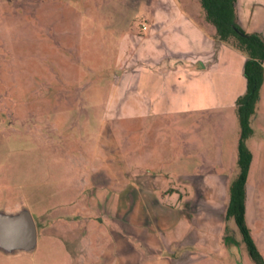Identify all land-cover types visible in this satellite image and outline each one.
<instances>
[{"label":"rangeland","instance_id":"374dc122","mask_svg":"<svg viewBox=\"0 0 264 264\" xmlns=\"http://www.w3.org/2000/svg\"><path fill=\"white\" fill-rule=\"evenodd\" d=\"M235 5L264 37V0ZM214 34L199 0H0V209L29 208L38 233L0 264H255L226 215L245 54ZM251 126L264 259V77Z\"/></svg>","mask_w":264,"mask_h":264},{"label":"trees","instance_id":"16d2710c","mask_svg":"<svg viewBox=\"0 0 264 264\" xmlns=\"http://www.w3.org/2000/svg\"><path fill=\"white\" fill-rule=\"evenodd\" d=\"M204 15L215 28L218 40H235V48L246 55L244 76L245 92L236 99V112L240 126V136L236 149L237 174L229 184L227 217H232L241 234L242 241L255 264H264V259L256 246L245 221L246 181L251 161V153L245 145L253 130L251 121L256 113L259 101V89L264 77V37L258 32L246 33L237 24L235 0H199ZM241 29V36L234 30Z\"/></svg>","mask_w":264,"mask_h":264},{"label":"water","instance_id":"95a60500","mask_svg":"<svg viewBox=\"0 0 264 264\" xmlns=\"http://www.w3.org/2000/svg\"><path fill=\"white\" fill-rule=\"evenodd\" d=\"M236 33H245L234 27ZM37 226L27 207L15 211L0 209V251L11 255L18 252H30L37 246Z\"/></svg>","mask_w":264,"mask_h":264},{"label":"crops","instance_id":"0c3cea01","mask_svg":"<svg viewBox=\"0 0 264 264\" xmlns=\"http://www.w3.org/2000/svg\"><path fill=\"white\" fill-rule=\"evenodd\" d=\"M200 2V1H199ZM201 5V4H200ZM202 8V7H201ZM235 9H236V5H235ZM202 11H203V9H202ZM203 13H204V11H203ZM236 14H237V10H236ZM145 30V29H144ZM249 33H251V32H249ZM213 35H211V37H212ZM214 37L216 38V36H215V34H214ZM213 38V37H212ZM211 38V39H212ZM217 39V38H216ZM223 44L226 46V48H230L231 49V45L228 43V42H224L223 41ZM198 57H200V56H198ZM207 57V56H206ZM205 58V57H204ZM245 60H246V56L244 55V60L242 59L241 60V66H240V68H241V70H243L244 69V62H245ZM229 64H230V61L227 59L226 61H222V66H227V69L225 70V72H224V74L223 75H227L228 77H227V80H226V83H228V87L230 86V84H231V78H229V77H231V72H229V70H228V67H229ZM218 66H219V64H218ZM196 67L200 70L199 71V75L198 74H193V73H195V71L194 70H191V74H193V76L191 75V74H189V75H191L193 78V81H195V79L194 78H196V81H197V78H198V76H199V80H198V83H200V84H202V83H205V82H208L209 80H208V77L206 76V75H208V74H210L209 76H211V77H213L214 75V73H216L218 70H213V66L211 65V64H208L207 65V63L206 62H204V60H198V62H197V64H196ZM195 67V68H196ZM194 68V67H193ZM220 68V67H219ZM217 69V68H216ZM219 72V71H218ZM218 74V73H217ZM204 77L206 78V81H204ZM226 83H225V85H226ZM243 83V85H242V88H241V90L239 91V93L237 94V95H234V97L232 98V103H233V105H234V108H235V110H236V99H237V97H239L240 95H242L244 92H245V89H246V80H245V78L244 79H241V84ZM212 84H215V81H210V83L208 82L207 83V86L208 85H212ZM219 84V83H218ZM227 86V85H226ZM229 93V92H228ZM257 106H258V104H257ZM256 113H257V109H256ZM255 113V114H256ZM255 116V115H254ZM253 116V117H254ZM252 120H253V118H252ZM237 149V148H236ZM230 184V183H229Z\"/></svg>","mask_w":264,"mask_h":264},{"label":"built area","instance_id":"2783aa9c","mask_svg":"<svg viewBox=\"0 0 264 264\" xmlns=\"http://www.w3.org/2000/svg\"><path fill=\"white\" fill-rule=\"evenodd\" d=\"M142 29H146V24L145 23L142 25Z\"/></svg>","mask_w":264,"mask_h":264}]
</instances>
